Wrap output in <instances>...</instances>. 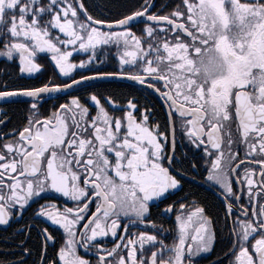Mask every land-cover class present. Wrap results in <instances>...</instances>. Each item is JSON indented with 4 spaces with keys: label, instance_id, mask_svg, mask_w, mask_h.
Masks as SVG:
<instances>
[{
    "label": "snow or ice",
    "instance_id": "obj_1",
    "mask_svg": "<svg viewBox=\"0 0 264 264\" xmlns=\"http://www.w3.org/2000/svg\"><path fill=\"white\" fill-rule=\"evenodd\" d=\"M0 102V264H264V0H0Z\"/></svg>",
    "mask_w": 264,
    "mask_h": 264
},
{
    "label": "flooded vegetation",
    "instance_id": "obj_2",
    "mask_svg": "<svg viewBox=\"0 0 264 264\" xmlns=\"http://www.w3.org/2000/svg\"><path fill=\"white\" fill-rule=\"evenodd\" d=\"M95 2L96 3H98V4H101L100 3V0H95ZM154 2L157 4V6H160L162 3H165V2H167V0H154ZM102 9H97V11H101ZM106 67H110L111 65L110 64H107V65H105ZM49 75H51V70H46L45 71V73H44V75L43 76H40V79H45L47 76H49ZM32 82H34V81H32ZM4 106V104H3V102H0V107H3ZM46 107H47V105H46ZM193 191H198L199 192V194H200V196L203 198L205 195H207V200H208V202H212V196H211V194H206L204 191H203V189H193ZM155 211V210H154ZM30 214V213H29ZM27 218V217H26ZM14 227H15V225H14ZM11 231H12V229H8L6 232L2 229V228H0V235H7V234H9V233H11ZM4 247V243H3V241L2 240H0V248H3ZM217 251H219V248H217ZM214 255L215 254H213L211 257H209V259H205V260H202V262H201V264H210V259H212V258H214Z\"/></svg>",
    "mask_w": 264,
    "mask_h": 264
},
{
    "label": "trees",
    "instance_id": "obj_3",
    "mask_svg": "<svg viewBox=\"0 0 264 264\" xmlns=\"http://www.w3.org/2000/svg\"><path fill=\"white\" fill-rule=\"evenodd\" d=\"M124 0H100L101 4H106L109 6L111 12H116L120 5L123 4Z\"/></svg>",
    "mask_w": 264,
    "mask_h": 264
}]
</instances>
